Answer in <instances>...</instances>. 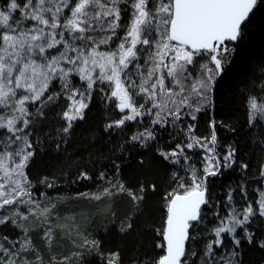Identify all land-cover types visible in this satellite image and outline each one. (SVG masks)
I'll return each mask as SVG.
<instances>
[{
	"label": "snow or ice",
	"instance_id": "obj_1",
	"mask_svg": "<svg viewBox=\"0 0 264 264\" xmlns=\"http://www.w3.org/2000/svg\"><path fill=\"white\" fill-rule=\"evenodd\" d=\"M260 9L264 0H0V264H44L23 221L46 220L56 207L48 190L60 191V177L106 185L99 194L78 193L85 198L117 187L136 211L156 191L154 183L126 187L115 161L111 173L95 177L84 169L75 179L63 170L32 176L40 147L51 141L60 151L97 93L119 117L105 131L136 127L126 142L153 145L171 170L154 230L159 251L133 264H241L244 242H256L253 225L264 227V164L248 176L235 145L218 139V125L228 126L210 118L205 134L200 118ZM53 106L62 107V123L54 134L42 132L37 126ZM245 106L249 127L264 125V80ZM236 167L244 181L217 197L216 180ZM131 227L130 217L120 223L122 232ZM42 239L52 243L51 226ZM78 247L80 264H90L89 256L122 264L98 239L84 237Z\"/></svg>",
	"mask_w": 264,
	"mask_h": 264
},
{
	"label": "trees",
	"instance_id": "obj_2",
	"mask_svg": "<svg viewBox=\"0 0 264 264\" xmlns=\"http://www.w3.org/2000/svg\"><path fill=\"white\" fill-rule=\"evenodd\" d=\"M262 80L264 9L253 17L226 77L218 82L213 91L207 114H202L200 118V131L205 134L210 118L228 126L218 125V139L221 144L235 145L238 163L247 162L251 166L248 176L255 174L264 164V125L249 127L245 97L250 92L258 93ZM101 96V93L94 95L89 109L85 110L84 119L75 122L71 135L67 137L68 142L62 144L60 151L51 141L40 147L32 166V176L41 177L63 170L68 177L75 179L77 171L84 169L95 177L101 171L111 173L112 162L115 161L120 167L119 178L126 187L136 189L141 183L146 186L154 183L157 189L146 192L139 211H136L130 197L120 193L117 187L110 189L112 195H101L99 200L85 198L78 193L99 194L106 185L96 180L72 183L70 179L60 177V191L48 190L56 200V207L46 220L32 216L23 221L25 227L30 229L44 264H80L75 253L82 251L78 245L84 237L100 240L106 252L118 251L122 264H133L138 258L147 260L148 255H156L159 251L153 250L154 230L162 224L165 213L163 193L169 189L171 170L161 163L153 145L140 147L126 142L136 127H129L123 132L119 129L105 131L106 124L119 117L113 105L105 103ZM61 111L62 107L53 106V110L48 111L47 117L37 127L42 132L54 134L62 123L58 116ZM244 178L245 172L236 167L235 172L229 171L216 180L214 194L223 196L229 183L235 187ZM249 195H252L251 191ZM236 199H240L239 195H236ZM129 217L132 227L120 231V223H127ZM260 223L258 220L252 229L256 233V242H244L240 249L238 259L241 264H264V248L259 246V241L264 240V227ZM48 226L52 227L53 240L50 245L42 239L43 231ZM3 232L9 234L10 229H3ZM87 259L90 264H98L93 256Z\"/></svg>",
	"mask_w": 264,
	"mask_h": 264
},
{
	"label": "rangeland",
	"instance_id": "obj_3",
	"mask_svg": "<svg viewBox=\"0 0 264 264\" xmlns=\"http://www.w3.org/2000/svg\"><path fill=\"white\" fill-rule=\"evenodd\" d=\"M30 217H32V216H30ZM30 217H29V218H30Z\"/></svg>",
	"mask_w": 264,
	"mask_h": 264
}]
</instances>
